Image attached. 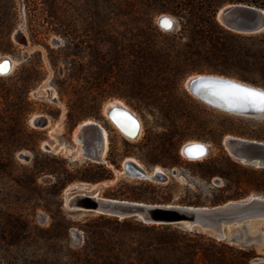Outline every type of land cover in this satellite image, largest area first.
<instances>
[{
    "label": "rangeland",
    "instance_id": "374dc122",
    "mask_svg": "<svg viewBox=\"0 0 264 264\" xmlns=\"http://www.w3.org/2000/svg\"><path fill=\"white\" fill-rule=\"evenodd\" d=\"M127 1L133 6L131 20L122 18L119 0H13L8 17L0 0V25L9 20L15 24L9 39L0 26V60L9 58L15 63L9 75L0 76L2 213L23 215L39 228H48L51 218L61 213L76 226H84L103 215L71 211L67 200L74 194L208 208L242 200L214 204L229 196L264 197L259 169L242 164L225 148L228 137L264 142V116L250 118L220 111L197 99L186 85L190 77L199 75L224 77L261 89L264 80L225 65L202 48L201 53L192 51L173 16L160 13L151 19L152 12L144 3H123ZM162 16L172 18L171 29L160 26ZM20 29L27 44L14 38ZM144 51L151 55L148 62L139 60ZM95 74L104 75L101 84ZM95 87L114 95L94 102L91 89ZM116 102L136 113L143 124L142 135L135 141L124 138L107 116V108ZM87 122H96L108 131L103 163L82 154L83 145L76 135ZM194 141L208 146L202 161H188L182 155V148ZM128 159L137 160L150 173L161 168L168 180L125 175L123 163ZM97 165L107 173L96 169ZM65 170L82 178L92 174L111 178L97 183L77 180L57 196L53 189L66 182ZM133 194L142 201L133 200ZM168 226L201 237H195L201 244L195 264H264V221L250 223L249 233L257 241L248 247ZM228 234L234 236V230ZM55 244L58 250L80 249L82 232L72 231L69 240ZM43 245L40 241L22 244L19 251L32 249L35 257H41ZM204 250L210 256H203ZM182 260L192 263V257Z\"/></svg>",
    "mask_w": 264,
    "mask_h": 264
},
{
    "label": "trees",
    "instance_id": "16d2710c",
    "mask_svg": "<svg viewBox=\"0 0 264 264\" xmlns=\"http://www.w3.org/2000/svg\"><path fill=\"white\" fill-rule=\"evenodd\" d=\"M119 1L118 11L122 18L131 20L133 6L128 1L125 4L124 0ZM131 1L144 3L152 12L151 19L160 13L173 16L181 27L180 34L187 37L192 51L201 53L202 48L208 51L206 54L225 65L237 67L249 75H258L264 80V32L254 35L234 33L223 28L215 18L218 10L228 4H247L264 10V0ZM5 3L6 6L3 0V12L8 17L14 2L5 0ZM1 12L0 9V19L3 15ZM9 21L7 25H0L5 27L8 39L15 25ZM150 59L151 55L145 51L139 56L143 62ZM103 76L94 75L99 83ZM91 91H95L94 102H102L114 95L112 91L101 87L92 88ZM94 167L107 173L103 166ZM259 172L264 181V169H259ZM65 173L66 182L60 184L59 188L54 186L57 196L61 195L62 189L69 183L77 180L97 183L111 178L109 175L94 177V174L82 178L67 170ZM240 198L246 199V195L225 197L214 204ZM132 199L142 201L137 194H133ZM51 219L48 228H39L23 215L2 213L0 209V264H61V260L63 264H183L184 257H192L191 264H195V257L201 252V244L195 238L199 235L188 234L168 225H146L130 219L121 221L102 216L94 219L91 224L76 226L61 213ZM72 231L82 232L84 245L77 250L55 248L56 242L69 240ZM34 239L44 243L41 257H35L32 249L19 251L22 244L35 242ZM238 251L245 253L243 250ZM203 256H210L209 252L204 250Z\"/></svg>",
    "mask_w": 264,
    "mask_h": 264
},
{
    "label": "water",
    "instance_id": "95a60500",
    "mask_svg": "<svg viewBox=\"0 0 264 264\" xmlns=\"http://www.w3.org/2000/svg\"><path fill=\"white\" fill-rule=\"evenodd\" d=\"M166 16L159 19L162 22ZM216 21L226 30L243 34L254 35L264 32V10L247 4H229L218 10ZM173 27H169V30ZM23 31L17 30L14 38L22 42ZM186 85L196 91H200L210 98L211 106L233 115L242 117H263L264 110L259 104H254L246 99L240 89L253 90L264 93V89L239 84L229 79H221L213 76H197L189 78ZM96 130H98V126ZM225 148L234 159L242 164L258 169H264V142L247 140L237 137H228L225 140ZM183 149V148H182ZM184 151H189L187 147ZM95 163H103L101 150L93 155H84ZM129 177L165 182L168 175L165 172H157L150 177L148 171L136 165L127 163ZM68 193H71L68 191ZM68 208L71 211L99 214L114 217L119 220L137 219L145 224L152 225H177L188 231H197L212 236L218 240H229L240 244L242 247L255 245L257 239L250 235L251 222L264 221V197H252L250 200L242 199L229 201L222 205L208 207L153 205L140 202H129L117 199L94 198L89 194H74L68 200ZM234 230V236H229L228 231Z\"/></svg>",
    "mask_w": 264,
    "mask_h": 264
},
{
    "label": "bare ground",
    "instance_id": "6f19581e",
    "mask_svg": "<svg viewBox=\"0 0 264 264\" xmlns=\"http://www.w3.org/2000/svg\"><path fill=\"white\" fill-rule=\"evenodd\" d=\"M168 24L174 25V22H173L172 18H170L169 16H166V18L162 22V26L164 28L168 29L169 28L167 26ZM21 43L27 44V40H26V37L25 36H23V39H22V42ZM14 66H15V63H14V61L12 59L11 60L9 58L1 59L0 60V75L1 76L9 75L12 72V70L14 69ZM203 76H205V75H203ZM206 76H213V75H206ZM195 77H197V76H195ZM195 77H192V78H195ZM213 77H217V78H221V79H226L224 77H219V76H213ZM229 80H231V79H229ZM234 82H236V81H234ZM237 83L244 84V83H240V82H237ZM245 85H248V84H245ZM249 86H252V85H249ZM252 87H254V86H252ZM187 89L197 99H199L200 101L208 104V106L212 107L211 106V104H212L211 101L212 100L210 98H208L206 95H204L200 91L201 86H198L196 91L190 89L189 86H187ZM110 107H111V109L107 111V116L108 117L110 116V111L112 109H114V108H119L120 107V108H125V109H127L129 111H132L126 105H123V104H120V103H117V102L116 103H112L108 108H110ZM111 118H112V121L114 123V129L118 128L120 130V133H122L124 136H126L130 140V142H132L133 139H134V137H135V135L137 134V129H138L137 128L138 127L137 126L138 123H136V120H135V122L133 121L135 123V125H134L135 131H134V128H133V131L131 133H129L130 130L129 131H127V130L131 127V124H130V122L127 119H125L124 116L115 113V114L112 115ZM41 123L44 124V121H41ZM94 123H96V122H87L86 124H94ZM139 125H140V136H141L142 135V132H143V124H142V122ZM82 128L83 127H81V129H79V132L76 135L77 140H80L79 139V135L82 134V132H83ZM93 128L96 129V127H94V126H93ZM98 128H99L98 131H100V127H98ZM104 134H105V152H107L109 140L106 137V134H107L106 131H104ZM90 139H91V141L88 140V144H90V146L87 145V143L84 141V139L81 140V143L83 145V151H84V154L83 155H86V154L93 155L95 153V144L98 143L97 142V138L96 137H92ZM194 142L195 143L190 142V143H188L187 145H185L183 147V149H182V155H183L184 158H187L188 161H197V160L202 161L201 159H203L208 154V151H209L208 146H206L203 143H198L197 141H194ZM185 147H187L189 149V151H186L185 152L184 151V148ZM87 150H88V152H87ZM90 152H92V153H90ZM101 152L103 154V149H101ZM127 163H135V162L134 161H128V162L123 163L124 173H127V170H128L127 169V166H126ZM135 164L136 165H139L137 163H135ZM157 172H163V170L157 169L153 173L148 172V175L150 177H153V176H155V174ZM94 198L99 199V197H96V196H94ZM248 200H250V199H248ZM67 203H68V200H67Z\"/></svg>",
    "mask_w": 264,
    "mask_h": 264
},
{
    "label": "flooded vegetation",
    "instance_id": "af4514ba",
    "mask_svg": "<svg viewBox=\"0 0 264 264\" xmlns=\"http://www.w3.org/2000/svg\"><path fill=\"white\" fill-rule=\"evenodd\" d=\"M1 76V75H0ZM111 109V107L110 108H107V111L108 110H110ZM106 111V112H107ZM119 114V115H122V116H124L125 117V119H127L129 122H130V124H131V127L127 130V131H129V133H131L132 131H133V128H134V131H135V127H134V125H135V120H136V123H138L137 124V134L135 135V137H134V139H133V141H135V139L136 138H139V136H140V125L139 124H141V120H140V118H139V116L136 114V113H134L133 111H129V110H127V109H125V108H114V109H112L111 111H110V116L108 117L109 119H110V121H111V123H112V125L114 126V123H113V121H112V115L113 114ZM134 121V122H133ZM86 124V123H85ZM84 124V126H82L83 128H82V130H83V132H82V134H80L79 135V139L80 140H82V139H84V141L87 143V145L88 146H90V144H88V140H90L91 141V139L90 138H92V137H96L97 138V144H95V153H97L98 151H100L101 149H103V154H102V156H103V158H105V156H106V153L107 152H105V134H104V131H106V137L108 138V140H109V134H108V131L103 127V126H101V125H99L98 123H94V124H86L85 125ZM93 126H98V127H100V131H96V129H94L93 128ZM116 130L120 133V130L118 129V128H116ZM120 134H122V133H120ZM122 136H124L123 134H122ZM124 138H126L128 141H130L126 136H124ZM109 144V143H108ZM87 152H88V150H87ZM90 153H92V152H90ZM94 153V152H93ZM94 153V154H95ZM82 154H84V153H82ZM128 161H134L135 163H137V164H139L141 167H143L137 160H135V159H128V160H126L125 162H128ZM124 162V163H125ZM157 169H161V168H157ZM157 169H155V171L157 170ZM162 170V169H161Z\"/></svg>",
    "mask_w": 264,
    "mask_h": 264
},
{
    "label": "snow or ice",
    "instance_id": "6c2138e0",
    "mask_svg": "<svg viewBox=\"0 0 264 264\" xmlns=\"http://www.w3.org/2000/svg\"><path fill=\"white\" fill-rule=\"evenodd\" d=\"M168 27H171L170 24L167 25ZM244 95V97L248 100H250L254 104H259L264 110V93L255 92L253 90H247V89H240Z\"/></svg>",
    "mask_w": 264,
    "mask_h": 264
}]
</instances>
